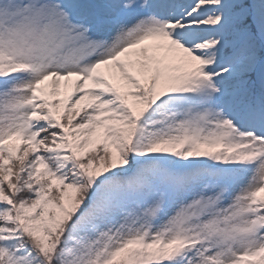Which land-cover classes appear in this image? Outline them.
<instances>
[{
	"label": "snow or ice",
	"instance_id": "obj_1",
	"mask_svg": "<svg viewBox=\"0 0 264 264\" xmlns=\"http://www.w3.org/2000/svg\"><path fill=\"white\" fill-rule=\"evenodd\" d=\"M0 264H264V0H0Z\"/></svg>",
	"mask_w": 264,
	"mask_h": 264
}]
</instances>
